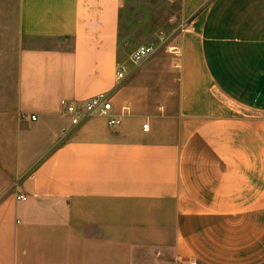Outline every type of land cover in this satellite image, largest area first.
Instances as JSON below:
<instances>
[{
  "label": "crops",
  "instance_id": "obj_1",
  "mask_svg": "<svg viewBox=\"0 0 264 264\" xmlns=\"http://www.w3.org/2000/svg\"><path fill=\"white\" fill-rule=\"evenodd\" d=\"M121 1L18 0L0 264H264V0H181L178 56L139 67ZM101 94L121 126L73 127L61 101Z\"/></svg>",
  "mask_w": 264,
  "mask_h": 264
},
{
  "label": "rangeland",
  "instance_id": "obj_2",
  "mask_svg": "<svg viewBox=\"0 0 264 264\" xmlns=\"http://www.w3.org/2000/svg\"><path fill=\"white\" fill-rule=\"evenodd\" d=\"M17 11L18 0H0V72H4L3 77H10L13 49L19 42ZM181 30V0H122L121 61L131 63L140 47H154V57L176 46Z\"/></svg>",
  "mask_w": 264,
  "mask_h": 264
},
{
  "label": "built area",
  "instance_id": "obj_3",
  "mask_svg": "<svg viewBox=\"0 0 264 264\" xmlns=\"http://www.w3.org/2000/svg\"><path fill=\"white\" fill-rule=\"evenodd\" d=\"M173 51L175 56H178L176 47H173ZM154 54V47H140L133 54L131 62L133 63L134 67H139L148 59H150ZM127 75L128 73L126 64H119L117 68V80L119 82H122L126 79ZM61 107L63 109L64 114L69 117L70 123L73 127L80 125L83 121L96 115L107 118L108 126L113 129L118 128L119 126H121L122 123L121 118L111 116L113 108L110 94L98 95L80 105L67 100H62ZM123 110L126 112L128 111V108L125 107ZM31 120L37 121V117L32 116ZM143 128L144 131L147 132L149 130V125L145 124ZM18 200L26 201L27 198L24 195H21L18 197Z\"/></svg>",
  "mask_w": 264,
  "mask_h": 264
}]
</instances>
